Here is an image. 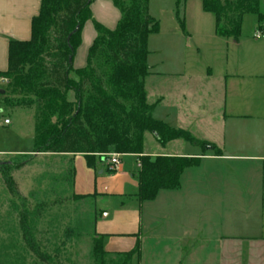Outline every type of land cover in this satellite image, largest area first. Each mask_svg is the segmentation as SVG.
I'll return each instance as SVG.
<instances>
[{
	"label": "trees",
	"instance_id": "1",
	"mask_svg": "<svg viewBox=\"0 0 264 264\" xmlns=\"http://www.w3.org/2000/svg\"><path fill=\"white\" fill-rule=\"evenodd\" d=\"M110 1L120 13L112 29L92 19V0H40L38 13L31 18L30 37L8 41L7 67L0 71V78L6 80L3 102L7 107L35 108L33 153H80L89 167H93L95 156L135 155L139 162L138 185L130 196L141 203L153 200L160 190L178 188L182 170L198 161L196 157L143 154L144 132L152 133L160 144L183 139L201 146L206 141L152 116L160 100H147L145 81L152 74L147 63V42L159 27L149 13L148 0ZM262 1L201 0V7L213 15L217 35L236 40L244 14L264 18L259 11ZM87 20L92 21L95 36L87 48L86 65L74 68L73 58ZM68 91L73 92V101L68 100ZM11 168L5 165L3 181L11 192H16ZM113 171L109 166L108 172ZM74 174L73 167L63 170L70 187ZM73 197L95 198V194ZM42 208V202L36 204L30 222ZM99 214L94 210L90 220L78 223L76 230H66L64 237L79 238L90 233L91 264H131L132 257L139 255V240L128 251H106L103 235L94 230ZM27 220V211H19L24 243L40 262L52 264L50 255L42 251L34 236L35 227Z\"/></svg>",
	"mask_w": 264,
	"mask_h": 264
},
{
	"label": "crops",
	"instance_id": "2",
	"mask_svg": "<svg viewBox=\"0 0 264 264\" xmlns=\"http://www.w3.org/2000/svg\"><path fill=\"white\" fill-rule=\"evenodd\" d=\"M39 3L40 0H0V71L7 67L9 39L30 37L31 18L38 13ZM101 4L92 0V19L112 29L120 16L119 10L109 7L108 3L105 7ZM91 24L87 20L82 26L81 41L85 40L86 45L77 47L74 68L86 65L87 48L95 36ZM235 69L225 74L228 77L224 79L222 112L206 117L205 113L192 116L177 109V113L166 112L164 118H159L170 127L213 143L219 152L190 151L183 145L182 148L174 146L179 139L167 141L164 152L154 155L196 157L198 161L182 170L178 188L160 190L153 200L139 203L130 196L137 189L138 170L131 174L120 158L136 159L133 154H120V163L113 172H108L109 158L95 156L93 167H89L80 153L52 154L64 156V169L74 168L71 188L75 194H95L99 200L120 199L112 208L107 203L100 205L102 211L94 224L95 232L103 235L106 251H128L139 240L140 252L132 257L131 264H257L261 261L264 251V63ZM193 78L190 75L187 81ZM190 93L200 92L191 89L180 94ZM67 98L74 100L72 91H68ZM158 99L154 110L163 97ZM4 110L0 105V112ZM10 124L11 121L1 126L7 128ZM204 129L210 133L208 136L201 134ZM160 196L164 197V221H155L154 215L144 218L145 204ZM160 227L163 230H158Z\"/></svg>",
	"mask_w": 264,
	"mask_h": 264
},
{
	"label": "rangeland",
	"instance_id": "3",
	"mask_svg": "<svg viewBox=\"0 0 264 264\" xmlns=\"http://www.w3.org/2000/svg\"><path fill=\"white\" fill-rule=\"evenodd\" d=\"M98 3L103 7L108 3L118 11L110 0H98ZM148 7L159 27L157 33L148 37L147 63L152 74L145 81L148 102L163 97L152 113L155 119L164 118L166 112L177 113V109L189 115L205 113L206 117L222 112L224 79L228 77L225 74L233 73L237 67L250 68L255 63H264L261 50L264 49V34L257 32L264 30V18L258 20L257 14L242 16L240 33L234 40L214 34V17L202 10L201 0H148ZM259 11L264 15L263 1ZM85 45L83 40L78 47ZM190 75L194 78L187 81ZM5 83L0 78V105L6 110L0 112V117L8 118L11 124L7 128L0 125V264H47L35 258L22 239L19 211L25 210L28 224L35 227L34 236L42 251L50 255L52 264H91L90 233H83L79 238H65L64 232L76 230L78 223L90 220L94 210L100 211V205L107 203L112 208L120 199H74L75 193L67 177L63 176L64 156L31 152L35 108L7 107L3 102ZM191 89H199L200 93L181 96L182 90ZM201 134L208 136L210 133L204 129ZM210 144L213 143L206 141L194 147L183 139L174 142V146L180 148L183 145L190 151H213ZM164 150V144H160L152 133L144 132L143 154L154 156ZM120 160L131 174L138 170L135 158L124 156ZM17 163L22 166L14 168ZM5 165L12 166L10 175L16 192H11L4 184L2 171ZM125 200L128 202L129 199ZM39 202L43 203L40 215L30 222V213ZM164 208V197L160 196L145 204L143 216L154 215L155 221L160 222ZM161 229L163 227L158 230ZM260 259L257 264H264V251Z\"/></svg>",
	"mask_w": 264,
	"mask_h": 264
},
{
	"label": "built area",
	"instance_id": "4",
	"mask_svg": "<svg viewBox=\"0 0 264 264\" xmlns=\"http://www.w3.org/2000/svg\"><path fill=\"white\" fill-rule=\"evenodd\" d=\"M258 32V34H261V33H263L264 34V30H258L257 31ZM4 81H6L5 79H3ZM9 119L8 118H1L0 117V125H7V124H9ZM119 154H110V157H109V165H110V168H112V169H115L118 165H119V163H120V161H119Z\"/></svg>",
	"mask_w": 264,
	"mask_h": 264
}]
</instances>
